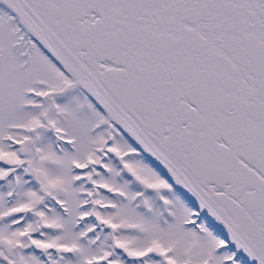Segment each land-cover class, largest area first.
Here are the masks:
<instances>
[{
  "label": "snow or ice",
  "instance_id": "snow-or-ice-1",
  "mask_svg": "<svg viewBox=\"0 0 264 264\" xmlns=\"http://www.w3.org/2000/svg\"><path fill=\"white\" fill-rule=\"evenodd\" d=\"M0 264H264V0H0Z\"/></svg>",
  "mask_w": 264,
  "mask_h": 264
}]
</instances>
